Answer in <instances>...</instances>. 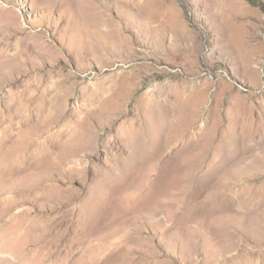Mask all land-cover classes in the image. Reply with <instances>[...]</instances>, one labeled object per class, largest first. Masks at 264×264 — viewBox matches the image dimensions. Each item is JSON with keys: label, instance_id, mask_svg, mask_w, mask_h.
Masks as SVG:
<instances>
[{"label": "rangeland", "instance_id": "374dc122", "mask_svg": "<svg viewBox=\"0 0 264 264\" xmlns=\"http://www.w3.org/2000/svg\"><path fill=\"white\" fill-rule=\"evenodd\" d=\"M0 264H264V0H0Z\"/></svg>", "mask_w": 264, "mask_h": 264}, {"label": "bare ground", "instance_id": "6f19581e", "mask_svg": "<svg viewBox=\"0 0 264 264\" xmlns=\"http://www.w3.org/2000/svg\"><path fill=\"white\" fill-rule=\"evenodd\" d=\"M97 20H100L101 21V23H103L102 21L104 20V17L102 16V14L97 18ZM105 21V20H104ZM106 21H109L108 19L106 20ZM110 22V21H109ZM92 23V22H91ZM108 24V23H107ZM102 25V24H101ZM100 25V26H101ZM99 26V25H98ZM102 27V26H101ZM108 27V26H107ZM110 29L112 28V27H109ZM102 29H103V27H102ZM103 30H101V32H102ZM99 33V32H98ZM100 34V33H99ZM148 75V74H147ZM159 91H160V93H159ZM161 89L160 90H156V92L157 93H159V96L161 97V99H164V98H162V95L164 94V92H162L161 93ZM158 95V94H157ZM145 97H147V99H148V101H149V103L146 105V107H145V109H146V111L142 114V116H141V118L140 119H136V120H133L132 122L133 123H131L130 124V127H133V128H135L136 129V126L137 125H143V124H147V125H151V124H153V121L156 119V116H159V117H161V118H165L164 116H165V110H166V107L164 106V102L161 100L160 102V104H161V107L160 106H154V104L153 103H155V97H154V95L153 94H148V93H146L145 94ZM165 101V100H164ZM98 107H100V106H98ZM101 108V107H100ZM104 109V108H103ZM144 110V109H143ZM97 111H104V110H97ZM106 111V110H105ZM107 111H109L108 109H107ZM79 116V114L77 113V112H75V113H73V114H71L70 116ZM62 116L64 117V114H61L59 117L60 118H62ZM67 129H69V127L67 128ZM67 135V134H66ZM126 139V138H125ZM241 148V147H240ZM239 148V149H240ZM224 154V153H223ZM224 157V156H223ZM228 158V157H227ZM231 161V160H230ZM234 161V160H233ZM232 161V162H233ZM227 163V162H226ZM229 164H230V162H229ZM221 174H223V173H221ZM217 177V176H216ZM197 182H198V180L197 179H195L194 181H193V184H194V186H198L197 185ZM190 194H191V191H190ZM189 194V195H190ZM188 195V196H189ZM191 198L193 197V195L192 196H190ZM188 199H189V197H188ZM237 202H238V200H236ZM242 203V202H241ZM240 209H242L240 206H239V204H238V206L236 207V210L235 211H237V212H241V213H243L242 211H240ZM244 209V208H243ZM245 212V211H244ZM141 213V212H140ZM236 214V213H235ZM256 215V217L257 218H259V216H257L258 214H255ZM254 215V216H255ZM223 217V216H222ZM221 217V218H222ZM256 217H255V219H256ZM261 217H262V215H261ZM227 218V217H226ZM227 220H228V218H227ZM257 220V219H256ZM115 221H117V220H115ZM123 221H125V219H123ZM255 220H254V218H253V221L252 222H254ZM259 224H260V222H259ZM262 225V224H261ZM261 243V242H260ZM147 247V246H146ZM239 254V253H238Z\"/></svg>", "mask_w": 264, "mask_h": 264}]
</instances>
